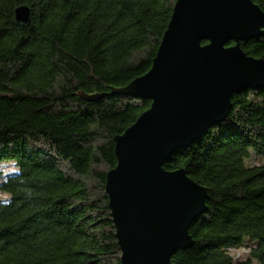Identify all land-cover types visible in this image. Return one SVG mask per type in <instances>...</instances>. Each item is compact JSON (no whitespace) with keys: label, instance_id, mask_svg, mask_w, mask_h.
<instances>
[{"label":"trees","instance_id":"16d2710c","mask_svg":"<svg viewBox=\"0 0 264 264\" xmlns=\"http://www.w3.org/2000/svg\"><path fill=\"white\" fill-rule=\"evenodd\" d=\"M177 1L0 0V264H121L107 175L151 102L117 91L151 70ZM241 48L264 60V35ZM163 167L209 194L173 264H264V89Z\"/></svg>","mask_w":264,"mask_h":264},{"label":"water","instance_id":"95a60500","mask_svg":"<svg viewBox=\"0 0 264 264\" xmlns=\"http://www.w3.org/2000/svg\"><path fill=\"white\" fill-rule=\"evenodd\" d=\"M29 24L30 10L15 11ZM264 35L252 0H178L151 70L117 91L151 107L115 138L106 193L121 264H173L194 247L193 223L207 212V189L164 164L227 121L235 96L264 89V60L241 43ZM233 42V46H228Z\"/></svg>","mask_w":264,"mask_h":264},{"label":"rangeland","instance_id":"374dc122","mask_svg":"<svg viewBox=\"0 0 264 264\" xmlns=\"http://www.w3.org/2000/svg\"><path fill=\"white\" fill-rule=\"evenodd\" d=\"M255 164V158H252L251 160H249L248 162H247V165L248 166H252V165H254ZM4 167V172H5V174H8V173H10L11 171H14V172H17L18 170L16 169V168H14V170H13V166H6V165H4L3 166ZM7 197H6V195H2V194H0V199H6ZM232 253H234V251L232 252Z\"/></svg>","mask_w":264,"mask_h":264}]
</instances>
